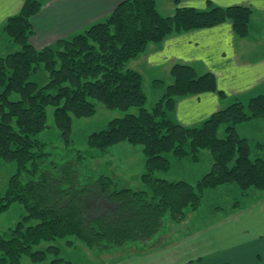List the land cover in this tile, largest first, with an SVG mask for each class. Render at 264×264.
I'll return each mask as SVG.
<instances>
[{"label": "trees", "instance_id": "trees-1", "mask_svg": "<svg viewBox=\"0 0 264 264\" xmlns=\"http://www.w3.org/2000/svg\"><path fill=\"white\" fill-rule=\"evenodd\" d=\"M174 3V13L167 15L160 11L158 0H123L104 20L43 48L31 41L33 17L42 9V1L24 0L21 9L7 19L4 31L12 49L0 54V157L15 160L18 168L0 196V213L18 202L26 214L14 227L0 232V264H22L24 256L41 262L48 252L59 255L56 245L38 247L69 236L100 251L127 242L149 243L168 212L174 221L184 219L186 209L201 206L207 189L234 182L244 195L251 187L264 189V158L252 159L249 140L237 131L239 123L264 118V94L251 97L248 103L235 101L199 126L183 125L168 117L179 97L204 91L223 97L225 92L212 72L199 73L194 65L177 62L170 68L172 81L163 96L152 108L147 105L144 76L130 63L152 44L226 21L232 22L237 36L250 33L253 10L249 6L210 4L198 9L182 5L181 0ZM39 67L49 76L43 85L30 80ZM98 102L122 110L123 115L91 133L89 145L107 151L119 142L141 144L146 160L142 181L148 189L120 188L117 179L106 174L91 177L81 189L64 188L45 172L41 181H35L49 154V143L36 137L48 125L49 108H54V122L69 144L74 118L93 117ZM224 124L226 135L220 137ZM257 146L264 149L262 142ZM202 149L211 151L213 164L195 184L156 174L171 168L167 153L197 162ZM62 261L77 264L61 257L52 264Z\"/></svg>", "mask_w": 264, "mask_h": 264}, {"label": "crops", "instance_id": "crops-1", "mask_svg": "<svg viewBox=\"0 0 264 264\" xmlns=\"http://www.w3.org/2000/svg\"><path fill=\"white\" fill-rule=\"evenodd\" d=\"M40 1L43 5L33 17L35 32L31 37L37 48L72 37L94 22L104 20L123 0ZM162 2V7L167 9L165 14H173L174 0ZM181 2L198 9L215 4L245 5L253 10L247 37L237 36L232 22L226 21L213 27L173 34L161 43L152 44L144 54L143 61L150 71L164 68L169 78H172L170 68L177 62L194 65L200 73L212 72L216 76L225 96L216 91H204L179 97L168 111V117L175 122L199 126L214 112L235 101L248 103L251 97L264 94V0ZM23 3L24 0H0V32H4L7 19L17 13ZM157 79L161 80H154ZM248 126L257 129L253 136L256 144L264 143V118H253L237 125L238 133L249 140L250 136L241 134ZM117 252L121 256L114 264H264V195H258L252 203L238 205L229 216L193 231L171 246L157 242L153 249L144 252Z\"/></svg>", "mask_w": 264, "mask_h": 264}, {"label": "rangeland", "instance_id": "rangeland-1", "mask_svg": "<svg viewBox=\"0 0 264 264\" xmlns=\"http://www.w3.org/2000/svg\"><path fill=\"white\" fill-rule=\"evenodd\" d=\"M162 1L164 0H158V5L165 14L167 9L162 7ZM9 38L5 31L0 32V54H6L11 49L8 42ZM144 54L141 53L134 58L130 66L133 64L142 72L144 87L148 93L147 105L152 108L163 96L166 85L171 82L172 78H169V74L164 68L159 69L157 67L150 71L143 61ZM155 78H160L162 80L161 84L155 83ZM30 80L37 81L43 85L49 80V76L43 67H39L32 72ZM53 110V107L49 108L48 125L36 135L39 139L49 143L47 149L49 154L41 162L38 174L33 177L35 181H41L45 172L50 176L51 180L60 181L64 188L74 186V188L81 189L84 185L91 182V177L95 179L100 174H106L117 179L120 188L148 189L147 185L142 181V175L146 172V160L141 144L135 145L124 141L110 146L107 151H101L88 143L91 133L107 128L113 117L123 115L122 110H111L103 103L98 102L97 113L93 117L74 118L72 141L69 144L65 142L61 131L54 122ZM225 129V124L220 127L218 131L220 137H225ZM256 130L255 127L248 126L245 131H241V134L250 136L252 159L264 158V149L257 146V139L253 137ZM167 155L172 160L171 168L168 171H159L156 174L171 180H186L195 184L203 175L210 171L213 164L212 153L208 149L201 150L200 159L197 162L189 158L176 159L171 152L167 153ZM17 168L18 165L15 160H7L0 157V196L6 192L10 178L17 171ZM25 180L29 179L25 177ZM260 194L264 195V189L251 187L248 194L244 195L237 183L223 184L207 189L201 206L195 211L190 208L186 209L184 219L174 221L171 213L168 212L164 218L163 226L149 243L127 242L112 249L100 251L88 247L76 236H69L67 238H58L53 242H42L38 247L46 249L49 245H56L60 249L59 255L55 252H48L47 258L41 262H34L29 256H24L22 264H52V260L56 257H61L77 264H114L121 256L117 251H136L140 253L147 249H153L157 244L156 242L171 246L174 241L193 234V231L201 227H207L211 223L232 214L237 208L235 206L237 201H239L238 205L244 206L245 203L248 204L255 201ZM25 214L26 210L20 203H13L7 211L0 213V232L14 227ZM68 240H71L72 244H69ZM57 264H66V261Z\"/></svg>", "mask_w": 264, "mask_h": 264}]
</instances>
